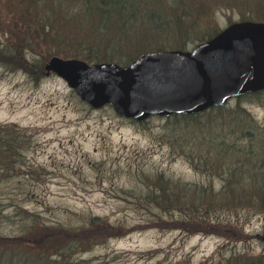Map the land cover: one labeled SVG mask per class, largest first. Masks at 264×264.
Instances as JSON below:
<instances>
[{
    "label": "rangeland",
    "instance_id": "374dc122",
    "mask_svg": "<svg viewBox=\"0 0 264 264\" xmlns=\"http://www.w3.org/2000/svg\"><path fill=\"white\" fill-rule=\"evenodd\" d=\"M100 2L0 0V264H264V91L135 121L42 69L191 50L264 0Z\"/></svg>",
    "mask_w": 264,
    "mask_h": 264
},
{
    "label": "water",
    "instance_id": "95a60500",
    "mask_svg": "<svg viewBox=\"0 0 264 264\" xmlns=\"http://www.w3.org/2000/svg\"><path fill=\"white\" fill-rule=\"evenodd\" d=\"M43 68L92 107L126 118L199 114L264 91V23L234 22L191 50L145 53L124 67L52 56Z\"/></svg>",
    "mask_w": 264,
    "mask_h": 264
},
{
    "label": "trees",
    "instance_id": "16d2710c",
    "mask_svg": "<svg viewBox=\"0 0 264 264\" xmlns=\"http://www.w3.org/2000/svg\"><path fill=\"white\" fill-rule=\"evenodd\" d=\"M101 4L104 6H108L111 10H100V12L98 13V16L101 20V22L105 25H107L109 23V25L115 23V22H119L121 24L124 23V25H128L129 23L132 22V20L139 15H143L148 13L146 9L144 8H140L139 7V3L138 0H100ZM153 24L155 25L154 28L156 29L157 25H156V21L154 19ZM107 28V27H106ZM179 28V27H178ZM179 32H182V30L179 28L178 29ZM121 34V33H119ZM125 33H122V35H124ZM211 37H208L204 40H207ZM203 40V41H204ZM90 63H97L99 62L98 60H89ZM100 62H108V60H101ZM43 69V68H42ZM263 92V91H261ZM261 92H256V93H251V94H247V95H253V94H258ZM247 95H243V96H247ZM242 97V96H240ZM224 107V106H223ZM223 107H211L209 109H207L206 111H211V110H216V109H222ZM205 112V111H204ZM201 114V113H199ZM199 114H192L189 116H193L194 117H198L197 115ZM180 117L177 115H173L172 117Z\"/></svg>",
    "mask_w": 264,
    "mask_h": 264
},
{
    "label": "bare ground",
    "instance_id": "6f19581e",
    "mask_svg": "<svg viewBox=\"0 0 264 264\" xmlns=\"http://www.w3.org/2000/svg\"><path fill=\"white\" fill-rule=\"evenodd\" d=\"M213 36H214V35H213ZM148 53H149V52H148ZM87 63H88V62H87ZM88 64H92V63H88ZM43 69H44V68H43ZM226 104H227V103H226ZM226 104H225V105H226ZM225 105H223V106H225ZM223 106H220V107H223ZM135 121H137V120H135Z\"/></svg>",
    "mask_w": 264,
    "mask_h": 264
}]
</instances>
